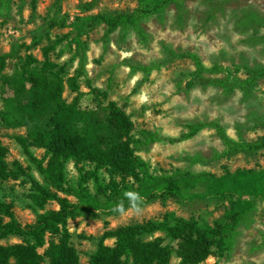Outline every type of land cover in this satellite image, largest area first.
<instances>
[{"label": "rangeland", "instance_id": "obj_1", "mask_svg": "<svg viewBox=\"0 0 264 264\" xmlns=\"http://www.w3.org/2000/svg\"><path fill=\"white\" fill-rule=\"evenodd\" d=\"M137 9L136 0H0V54L13 52L2 71L9 84L0 85V112L5 108V97L13 98L15 86L21 83L25 62L31 63L30 69H39L46 52L50 66L47 80L40 77V89L53 91L51 82L61 80V98L85 111L95 109L100 101L91 87L106 92L107 99L130 117L136 138L145 141L146 133L156 135L137 152L152 171L180 169L218 175L264 168V150L253 155H224V144L212 127L189 139L170 141L185 133L187 124L199 121L220 124L234 140L252 141L264 136V77L260 76L264 70V0H179L132 25L113 29L85 21L97 13H133ZM53 18L60 24L49 27ZM79 46L85 55V72L73 84ZM180 52L194 53L205 67L218 70L194 76L193 61L177 56ZM149 64L159 68L148 72L137 68ZM250 78L254 82L249 85L235 83L236 79ZM27 87L37 89L33 80H28ZM23 115L27 126L7 128L0 123V143L7 149L10 164L17 161L26 168L29 164L15 137H28L31 128L40 123L41 111L36 104H26ZM34 152L43 157V150ZM68 169L69 176L74 177L72 163ZM29 172L41 180L34 169ZM30 189L29 179L23 176L4 182L0 192L22 224L35 219L27 207ZM45 207L57 205L50 202ZM228 207V201L208 199L184 204L169 199L143 206L140 214L83 211L68 222L71 244L79 263L89 264L90 254L105 231L174 212L210 226L224 224L233 229L234 236L231 248L223 255L215 252L205 259L191 241H175L169 264H263L264 197L235 220H227ZM161 235L156 233L153 238ZM0 242L14 244L21 238L10 236ZM105 243L111 245L113 240Z\"/></svg>", "mask_w": 264, "mask_h": 264}, {"label": "trees", "instance_id": "obj_2", "mask_svg": "<svg viewBox=\"0 0 264 264\" xmlns=\"http://www.w3.org/2000/svg\"><path fill=\"white\" fill-rule=\"evenodd\" d=\"M136 1L139 9L133 13H97L85 17V21L99 22L110 29L132 25L140 17L159 12L179 0ZM59 24L58 19L53 18L48 26ZM76 52L78 68L76 76L71 79L73 84H76V77L85 72L83 48L79 46ZM12 55V51L0 54V85L9 84L2 77V71ZM44 56L46 59L39 69H30L31 63L25 62L22 81L15 86L13 98L5 97V108L0 112L1 125L9 128L20 124L27 126L23 121L24 105L36 104L41 111L40 123L31 128L30 135L15 137L28 167H22L17 161L10 164L7 149L0 143V192L4 182L27 177L31 184L27 207L35 213L33 222L22 224L13 207L0 196V241L10 236L21 238V242L14 244L0 242V264H80L79 255L71 244L68 222L83 211L119 214L111 209L121 200L125 209H129V201L123 195L125 191L138 192L144 198L143 206L169 199L184 204L208 199L228 201L227 220L245 215L257 199L264 197V168L237 169L218 175L180 169L170 173L152 171L149 163L137 152L147 142L155 140L156 135L146 133L145 141L136 138L130 117L99 89L91 87L100 96V101L95 109L87 111L67 104L61 98V80L56 84L50 81L53 91L40 89V77L47 80L50 66L46 52ZM177 56L193 61L194 76L218 70L205 67L194 53L180 52ZM137 68L148 72L158 69L159 65ZM260 76L264 77V70ZM28 80H33L37 89L27 87ZM253 82L254 78L235 80L238 86ZM207 127L215 129L224 144L223 154L226 156L253 155L264 150V136L252 141L234 140L220 124L207 121L187 124V131L170 141L189 139ZM34 149L43 150V157L36 155ZM70 163L76 170L74 177L69 176ZM31 168L41 180L30 174ZM50 202L56 203L57 207L46 208ZM156 233L162 235L153 238ZM233 236V229L224 224L210 226L194 218L166 212L156 220L105 231L90 254L89 264H169L172 244L178 240L194 243L205 259L215 252L223 255L228 251ZM110 239L113 243L106 244L105 241ZM42 248L41 253L39 249Z\"/></svg>", "mask_w": 264, "mask_h": 264}, {"label": "clouds", "instance_id": "obj_3", "mask_svg": "<svg viewBox=\"0 0 264 264\" xmlns=\"http://www.w3.org/2000/svg\"><path fill=\"white\" fill-rule=\"evenodd\" d=\"M124 198L129 201L130 208L125 209L124 201H119L112 209L113 212H118L120 215H125L127 211H131L135 214L142 212V206L144 205V198L136 191H125L123 193Z\"/></svg>", "mask_w": 264, "mask_h": 264}]
</instances>
